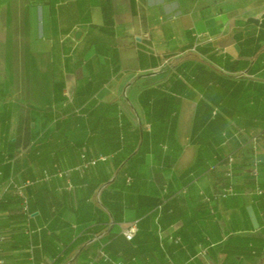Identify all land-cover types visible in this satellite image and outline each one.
<instances>
[{"label": "crops", "instance_id": "1", "mask_svg": "<svg viewBox=\"0 0 264 264\" xmlns=\"http://www.w3.org/2000/svg\"><path fill=\"white\" fill-rule=\"evenodd\" d=\"M0 232L5 264H264V0H0Z\"/></svg>", "mask_w": 264, "mask_h": 264}, {"label": "built area", "instance_id": "2", "mask_svg": "<svg viewBox=\"0 0 264 264\" xmlns=\"http://www.w3.org/2000/svg\"><path fill=\"white\" fill-rule=\"evenodd\" d=\"M197 38H200L201 35H197ZM251 143L254 146V149L257 150L259 148V138L255 137L251 140ZM83 158L85 159V156H83ZM107 158L106 157H101L97 160H91V161H85L84 164L80 167L77 168V170H83V169H87L91 166H96L98 162L100 161H106ZM229 165H232L234 163V159L232 157H230L228 159ZM260 163L261 160L259 159L258 156L255 157L254 159V163L251 167V175L254 179H258L259 175H260ZM70 175V171L69 172H64V173H58V176L60 177H64V176H69ZM228 177L231 178L232 174L229 173ZM46 179H49V175H46ZM34 183L32 182H27L24 185H18V184H13V189L16 193V195H18V197L21 200V208L23 210V212L26 215H29V204H28V198L24 192V189L28 186L33 185ZM72 188V186H70ZM259 194H262V191H258ZM236 195L235 190L232 186H230L227 189H224L223 191H221L220 193H216L215 195H213V199L214 200H223L228 198L229 196H234ZM208 201H210V199H208ZM138 233V224L137 223H132L131 225H128L127 227H122V234L124 236V238L126 239V241L128 242H133L134 239L136 238ZM160 236L162 235V231H160ZM163 240V239H162ZM168 240L175 243L176 245H180L181 244V238L179 237H175L173 236V234L169 235ZM5 242V237L2 235V233L0 232V264H5V259L3 256V244ZM161 246L163 247V241L161 242ZM207 251V249H204V251H202L203 253H205Z\"/></svg>", "mask_w": 264, "mask_h": 264}]
</instances>
